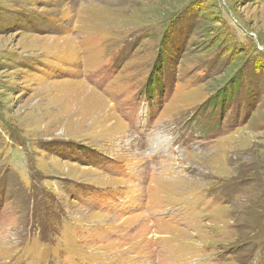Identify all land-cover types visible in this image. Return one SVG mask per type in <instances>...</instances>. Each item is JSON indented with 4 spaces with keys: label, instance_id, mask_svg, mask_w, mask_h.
<instances>
[{
    "label": "rangeland",
    "instance_id": "374dc122",
    "mask_svg": "<svg viewBox=\"0 0 264 264\" xmlns=\"http://www.w3.org/2000/svg\"><path fill=\"white\" fill-rule=\"evenodd\" d=\"M150 263L264 264V0H0V264Z\"/></svg>",
    "mask_w": 264,
    "mask_h": 264
},
{
    "label": "trees",
    "instance_id": "16d2710c",
    "mask_svg": "<svg viewBox=\"0 0 264 264\" xmlns=\"http://www.w3.org/2000/svg\"><path fill=\"white\" fill-rule=\"evenodd\" d=\"M234 88H235V86H233V89H232V93H233V94H234V92H233ZM150 90H152L151 87H150ZM220 103L223 104V101H221ZM214 105H215V103H214ZM214 105H213V106H214Z\"/></svg>",
    "mask_w": 264,
    "mask_h": 264
},
{
    "label": "bare ground",
    "instance_id": "6f19581e",
    "mask_svg": "<svg viewBox=\"0 0 264 264\" xmlns=\"http://www.w3.org/2000/svg\"><path fill=\"white\" fill-rule=\"evenodd\" d=\"M150 264H152V263H150Z\"/></svg>",
    "mask_w": 264,
    "mask_h": 264
}]
</instances>
